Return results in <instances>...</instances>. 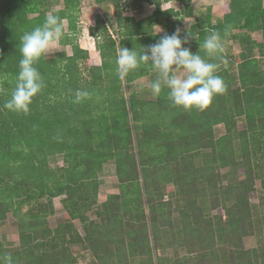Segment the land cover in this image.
Segmentation results:
<instances>
[{
	"label": "trees",
	"instance_id": "trees-1",
	"mask_svg": "<svg viewBox=\"0 0 264 264\" xmlns=\"http://www.w3.org/2000/svg\"><path fill=\"white\" fill-rule=\"evenodd\" d=\"M45 1L0 0V222L11 213L18 235L16 249L8 251L0 242V260L10 255L13 264H76L73 248L80 246L92 253L96 264H130L136 255L146 256L149 264H264L263 247L243 244L255 231L249 194L257 180L264 189V69L250 58L253 47L264 57L262 0H229L221 20L211 23L203 16L191 27L203 41L213 32L221 40L233 28L261 34L250 43L248 54L231 59L222 52L208 56L204 49L193 51L216 65L215 74L226 85L203 111L174 106L167 87L159 96L140 101L121 92L123 79L129 84L159 75L148 62L122 79L116 63L121 48L148 50L130 38L152 33V25L164 14L159 0H152L154 14L135 25L128 23L131 18L120 17V0H94L112 3L115 10V33L103 20L89 28L102 65H94L75 43L68 56L62 39L58 52L45 53L34 65L44 87L32 98L29 112L12 111L4 104L20 71V38L44 24ZM126 1L127 7L139 8L150 0ZM77 4L79 0H64V8L51 13L62 21ZM77 90L89 96L77 103ZM241 116L245 129L237 126ZM219 123L225 133L216 138L213 126ZM54 154L63 156V165L56 169L48 160ZM199 158L202 163L196 164ZM109 160L120 191L98 203L99 175ZM218 168H230L231 174ZM169 183L180 195L179 223L171 216V201L164 200L175 191ZM57 197L63 220L50 227L47 218ZM212 209L219 211L212 216ZM91 210L96 219L87 216ZM162 226L171 233V243L185 249L183 256L153 257Z\"/></svg>",
	"mask_w": 264,
	"mask_h": 264
},
{
	"label": "clouds",
	"instance_id": "clouds-1",
	"mask_svg": "<svg viewBox=\"0 0 264 264\" xmlns=\"http://www.w3.org/2000/svg\"><path fill=\"white\" fill-rule=\"evenodd\" d=\"M161 31L163 29L156 25L155 34ZM63 34L60 17L49 13L42 26L26 32L20 38V71L11 99L4 104L5 108L25 114L29 112L32 98L44 87L42 76L34 65L61 40ZM187 42L186 38H181L177 29L171 35H163L157 43L149 46L146 52L142 50L137 53L135 50L121 48L116 61L117 73L123 79L141 64L151 62L152 67L159 73V78L149 85L154 96H159L162 87H167L170 90L168 98L174 106L183 107L185 110L196 108L203 111L210 106L215 95L226 91V85L222 77L215 74L216 65L193 53L190 48L184 47ZM200 47L206 50L208 56L223 51L219 33L213 32ZM179 68L185 69L187 74L177 75L176 69ZM88 96V92L77 90L75 102L78 103ZM0 264H13L12 257H5L0 260Z\"/></svg>",
	"mask_w": 264,
	"mask_h": 264
},
{
	"label": "crops",
	"instance_id": "crops-1",
	"mask_svg": "<svg viewBox=\"0 0 264 264\" xmlns=\"http://www.w3.org/2000/svg\"><path fill=\"white\" fill-rule=\"evenodd\" d=\"M88 1L90 2L84 4L83 0H79V4L75 5L72 10H69L67 12L66 18L62 19L64 34L61 40L64 39L63 41L66 43L65 49L68 56L72 55V43H75L79 45L80 49L87 51L89 60H91L94 65L101 66L102 57L99 49L96 47L94 37L89 33V28L94 26L97 20L103 19L108 21L112 18L114 19L115 10L112 3H96L94 0ZM159 2V10L164 14L161 13V15L158 16V22L152 25V33L150 35L148 34L144 36L133 35L130 38L132 43L135 42L139 46L141 45V47L138 46V48L148 49L149 46L155 44V40L160 39L157 37H162L165 34L171 35L176 32L177 29H179L181 38H186L188 41L183 46L190 48V50L193 52L203 49L200 47V45H203L204 41L199 38L198 31H194L193 33L190 31L191 27L200 17L203 16L208 17L211 23L221 20L228 8L229 0H159ZM170 2H177L178 4H170ZM126 4V0L119 1V6L121 8L120 17L131 18L133 22L129 21L128 23H133L132 25H135L136 22L150 17L152 14H154L157 8V5L152 0L143 2L139 8H134L131 6L127 7ZM262 6L264 7V0H262ZM63 8L64 0H57V5H53V8L49 13H51L53 10H61ZM208 8H210V11H208ZM188 11L190 13H188ZM165 12L167 17L165 16ZM85 19L89 20V25L87 26L80 24ZM106 24L108 25V23ZM156 25L163 29V31H161L159 34H155ZM260 38V32L255 29L233 28L225 38L220 40V43L223 47V51L221 52L222 54L227 55L229 59H231V56L235 54L244 52L248 54L249 50L247 48H250V43ZM61 40L48 52H58L61 48ZM128 48L131 47L128 46ZM231 48L239 49L231 52ZM253 48L254 49H252L250 53V58L256 60L257 65L261 69H264V57L260 55L258 49L255 47ZM82 64L85 65V62ZM184 72L186 75L187 73L185 69H176V74L179 76H183Z\"/></svg>",
	"mask_w": 264,
	"mask_h": 264
},
{
	"label": "rangeland",
	"instance_id": "rangeland-1",
	"mask_svg": "<svg viewBox=\"0 0 264 264\" xmlns=\"http://www.w3.org/2000/svg\"><path fill=\"white\" fill-rule=\"evenodd\" d=\"M84 4H87L88 0H83ZM170 1V0H166ZM82 3V4H83ZM170 4H178L177 2H170ZM53 5H57V0H46L44 3V10L47 11V13L50 12V10L53 8ZM91 12V10H90ZM93 12V11H92ZM34 14H31V16ZM103 20V19H100ZM105 23H108V26H110V29L114 32V25L116 22L113 21V18L105 21ZM81 25L87 26L89 25V20L85 19L83 22L80 23ZM96 24V22H95ZM111 25L113 27H111ZM142 42L141 40H139ZM141 47V45L139 46ZM239 48H231V52L237 50ZM83 68V74H87L85 65L82 64ZM237 68L234 66L233 72H236ZM156 73H153L151 76H146L143 78H139L135 80L132 83L126 84L125 80H122L121 85V92L125 98H128L131 94L137 99V100H147V99H153L154 95L152 94V91L149 87V85L156 81L159 78L158 76H155ZM181 75V74H180ZM185 75V72L183 73V76ZM153 76L155 79H153ZM237 126L239 129H245L246 128V118L244 116L237 118ZM214 130V136L220 137L225 133V126L223 123H219L213 126ZM236 145H238V141H236ZM63 156L61 154H54L49 156V165L56 169L58 166L63 165ZM196 164L202 163V159H197ZM218 171L220 173L225 174H231L230 168H218ZM229 174V175H230ZM238 176H242V170L240 169L238 172ZM99 187H98V203L104 201L107 196L111 193H117L120 191V185L119 180L116 175L115 171V165L113 160H109L103 168V171L99 175ZM224 183L227 182V180L223 181ZM168 188H174L175 191H172V195L168 194L164 197V200H170L172 203V217L174 221L178 222V214L179 211L177 209L178 200H179V193L177 192V187L173 185L172 183H169ZM173 189V190H174ZM264 195V189L261 188L259 180L255 183V189L249 194V198L252 204V216L253 221L255 224V231L252 235L246 236L243 239V244L245 248H264V202H262L261 197ZM54 213H51L48 215L47 221L50 227H55L57 223L61 222L63 220V213L64 208L61 202V197H57L54 199ZM181 204V203H180ZM27 209V205L23 206V210ZM218 209H212L209 211V215H215L218 213ZM221 214H223V210H220ZM87 216L91 219H96L95 217V211L91 210L87 213ZM74 223L76 224L77 228L82 231V225L78 219L74 220ZM179 223V222H178ZM174 225H178L174 223ZM180 227V225L178 226ZM160 229V241L157 245V249L153 250V257L156 256H163L166 258H169L170 260L174 259L176 256H183L186 252L183 247H180L177 244H173L172 242V235L167 230V226L161 227ZM177 228V226H175ZM0 242L4 246L6 250H13L18 247V235H17V227H16V218L11 214H7L6 220L0 222ZM149 242L152 245L153 239L149 238ZM73 252L77 257V263L76 264H96L94 261L93 255L89 250H84L80 246H74ZM130 264H149V262L146 259V256H140L136 255L134 257L130 258Z\"/></svg>",
	"mask_w": 264,
	"mask_h": 264
}]
</instances>
